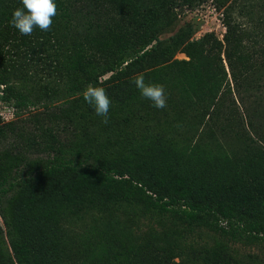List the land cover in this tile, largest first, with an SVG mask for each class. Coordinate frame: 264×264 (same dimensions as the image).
I'll list each match as a JSON object with an SVG mask.
<instances>
[{"label":"trees","instance_id":"16d2710c","mask_svg":"<svg viewBox=\"0 0 264 264\" xmlns=\"http://www.w3.org/2000/svg\"><path fill=\"white\" fill-rule=\"evenodd\" d=\"M56 4L57 15L53 18L51 28L48 31L36 28L30 36H24L10 23L13 9L22 6L21 0H0V66L20 62L21 65L34 68L35 64L40 63V68L52 78L63 80V73L66 77L74 78L68 82V96H65L62 103L54 104L56 98L52 96L38 102L18 95L13 98L16 112L41 105L45 111L53 114V109H62L61 106L67 103L69 97L77 94L79 107L88 109L79 119L103 123V118L83 99L84 89L92 84L106 88L114 109L125 107L124 111H129L128 119H125L128 121L130 116H140L141 109L145 113L147 110H152L153 113L155 111L159 116L175 109L178 115L185 112L191 114L196 123L197 139L203 144H207L205 138L213 136V126L234 121L238 122L240 128L246 127L251 131L256 139L264 141V133L253 123L252 116L245 107L247 91L255 94L264 89V18L259 23L260 30L255 33L256 39L248 46L237 45L226 36L224 58L233 81L231 86L226 79L220 56L223 44L213 32H206L199 39L189 40L191 32L179 30L162 42L158 33L170 21L164 19L157 26L155 19L141 26L135 36L120 37L111 45L103 37L109 29V0H56ZM237 11V14L233 13L234 10L225 14L228 33H232L234 26L245 24L242 21V10ZM248 19L245 25L250 27L253 25L250 19L253 18ZM179 49L190 57L189 61L182 62L183 69L188 66L196 77L182 72L179 79L180 72L172 70V65L177 61L162 65ZM247 49L250 51L245 57ZM236 50L240 52L237 56L238 61H242L240 66H237L233 55ZM47 58L50 59L46 60ZM16 65L11 64V67ZM142 66L146 69L153 66L148 73H143L146 82L165 86L166 108H155L132 82L135 71L145 69ZM255 73H260L258 78H262V81L252 80ZM11 74L14 71L1 68L0 86L4 87L0 88V92L12 93ZM193 77L197 81L195 87H192ZM186 84L189 85L185 86ZM232 88L238 101L231 96ZM191 92L197 98L187 105L183 101ZM237 102L245 107L243 113ZM112 118L113 113L109 111L107 123H111ZM193 122L187 124L189 129H192ZM165 123V127H162L170 133L178 136L187 133L186 125L182 132L181 125L178 130L174 128L176 124L173 122L167 123L166 120ZM166 127L170 129L167 130ZM196 132L189 139L182 138L184 141L193 139ZM51 135L57 140L52 133ZM114 135L111 144H107L110 147H116L120 142V134ZM65 139L56 151L52 148L55 151L52 161L39 165L32 173L24 170V177L18 178L15 183L8 182L6 178L0 179V215L6 225L12 264H40L38 259L43 260L40 258L42 249L40 246L37 248V243L41 240L34 220L43 215L42 200L50 194L58 195L66 204L79 207L99 203L98 209L108 219H114L120 214L117 205L119 202H129L142 195L150 198L148 201L151 208L171 214L170 219L159 221L156 226L137 229L115 238L114 244L117 243L120 250L116 252L118 257L113 252L112 256L117 264H136L134 256L145 253L160 257L165 264H264V260L226 246L221 241L222 238H227L232 243L251 244L260 235H264L263 224L244 220L232 205L222 201L221 195L190 187L180 175L163 179L151 173L135 174L126 162L122 166H117L114 162H105L108 166L84 163L88 159V154L83 152L85 147L93 143L105 144L94 138H91L92 142L85 136L78 140L70 137ZM186 144L189 149V144ZM258 148L264 157V146ZM15 184L26 195V201L19 206L15 217L19 220L16 226L6 220L1 200ZM225 195L229 198L236 196L233 188H227ZM253 195L249 191V195L240 197V201H251L255 199ZM60 220L57 219L56 224ZM81 257L70 256L65 262L58 264H78ZM34 258L38 259L30 262ZM111 264L116 263L112 261Z\"/></svg>","mask_w":264,"mask_h":264},{"label":"rangeland","instance_id":"374dc122","mask_svg":"<svg viewBox=\"0 0 264 264\" xmlns=\"http://www.w3.org/2000/svg\"><path fill=\"white\" fill-rule=\"evenodd\" d=\"M109 2L110 19L107 20L109 29L103 36L108 43L112 45L123 36H135L141 26L155 19L157 26L165 20L170 21L169 25L158 33V38L162 42L179 30L191 32L189 40H196L206 32H213L223 44L220 56L226 79L231 86L233 81L224 58L226 36L237 45L248 46L256 39L255 33L260 30L259 23L261 24L264 18V0H109ZM230 10H234V14L238 13L237 10H242L244 15L242 21L246 24L248 18H253L250 19L253 25L247 27L245 24H238L232 28V33H228L225 14ZM249 51L250 49H247L245 57L249 55ZM239 54L237 50L233 51L237 66L242 62L238 61ZM189 60L190 57L179 49L162 65L177 61L172 65V70L180 72V79L182 72L194 76L188 66L187 69H183L182 62ZM11 64L18 66L13 68ZM11 64L0 66V71L1 68L14 71V74L10 75L12 93L0 92V179L6 178L8 182H17L18 178L24 177L25 171L32 173L39 165L52 161V155L59 145H63L65 138L78 140L85 136L88 140L94 138L105 146L93 143L85 147L83 152L88 154V159L84 163L108 166L105 162H114L117 166H122L126 162L130 164L135 174L151 173L163 179L180 175L190 187L221 195L222 201L232 205L244 220L264 225V157L258 151V147L264 146V141L256 139L246 127L240 128L236 121L229 124L221 122L220 126H213V136L205 138L207 144H203L197 139L196 123L191 114L185 112L178 115L175 109L161 116L155 111L153 113L152 110H147L145 113V110L141 109L140 116H130L128 121L125 119H128L129 111H124L125 107L114 109L111 106L109 109L113 113L111 123H93L91 119L84 122L79 118L88 109L79 107L77 94L74 97L70 96L67 103L61 106L62 109L60 107L53 109V114L45 111L41 105L34 108L30 106V110L16 112L13 98L18 95L24 96L26 100L38 102L52 96L56 98L54 104L62 103L65 96H68V82L74 78L66 77L64 73L63 80L52 78L40 68V63L35 64L34 68L21 65L20 62ZM152 69L153 66L144 70L137 69L134 75L148 73ZM259 75L260 73L253 74L252 80L262 81V78H258ZM194 77L191 80L192 87H195L197 82ZM3 87L4 85L0 86L1 89ZM262 89L255 94L252 90L246 92L245 107L250 112L253 123L264 133ZM231 96L238 101L233 88ZM194 98L197 97L191 92L183 102L189 105ZM177 99L179 100L178 97ZM237 103L243 113L245 107ZM166 120L167 123L176 124L175 129L179 130L181 125L182 132L186 125L187 133L178 136L166 131L163 128ZM192 121H194L192 129H189L187 124ZM194 132H196L194 138L186 141ZM51 133L57 140L53 139ZM114 134H120V142L116 147L113 145L110 147L107 144L114 140ZM182 137L186 138L189 149ZM136 179L135 177L134 180ZM19 187L13 185L6 192L5 198L1 197L4 216L9 224L15 223V226L19 222L15 219L19 206L26 201V195ZM227 188H233L236 196L230 198L226 196ZM249 191L254 194L252 197L255 199L240 201V197L245 198ZM149 199L142 195L141 198L136 197L129 202H119L117 205L120 214L114 220L104 217L98 209L99 203L79 207L64 203L58 195H48L42 200L43 215L34 220L41 240L38 241L37 248L40 246L42 249L40 258L43 260L34 258L30 262L38 259L40 264H58L65 262L70 256H82L78 264H111L112 261L117 264L112 256V252L116 255L120 250L118 244H114L115 238L137 229L156 226L159 221L172 217L168 212L151 208ZM57 219L61 220L56 224ZM221 241L226 246L264 260V235H260L251 244L232 243L227 238H222ZM11 253L6 225L0 215V264H12ZM133 261L136 264H165L160 257L149 253L135 255Z\"/></svg>","mask_w":264,"mask_h":264},{"label":"clouds","instance_id":"9594fccd","mask_svg":"<svg viewBox=\"0 0 264 264\" xmlns=\"http://www.w3.org/2000/svg\"><path fill=\"white\" fill-rule=\"evenodd\" d=\"M21 3V7L13 9L10 21L21 35L30 36L36 28L41 31H48L51 28L53 18L57 15L56 0H21ZM132 82L141 95L150 100L155 108L167 107V96L163 84L146 82L143 73L136 74ZM82 95L85 102L93 107L95 113L103 118L102 122L107 123L112 101L106 88L89 84Z\"/></svg>","mask_w":264,"mask_h":264}]
</instances>
